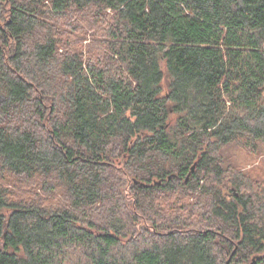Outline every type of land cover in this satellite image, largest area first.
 <instances>
[{"label":"trees","instance_id":"1","mask_svg":"<svg viewBox=\"0 0 264 264\" xmlns=\"http://www.w3.org/2000/svg\"><path fill=\"white\" fill-rule=\"evenodd\" d=\"M263 93L264 0H0V264H264Z\"/></svg>","mask_w":264,"mask_h":264},{"label":"rangeland","instance_id":"2","mask_svg":"<svg viewBox=\"0 0 264 264\" xmlns=\"http://www.w3.org/2000/svg\"><path fill=\"white\" fill-rule=\"evenodd\" d=\"M219 154L222 158L223 168H227L228 171H241L252 179L264 180L263 144H259L257 152L250 153L237 144L232 143L221 148Z\"/></svg>","mask_w":264,"mask_h":264},{"label":"water","instance_id":"3","mask_svg":"<svg viewBox=\"0 0 264 264\" xmlns=\"http://www.w3.org/2000/svg\"><path fill=\"white\" fill-rule=\"evenodd\" d=\"M192 169H194V165L192 166Z\"/></svg>","mask_w":264,"mask_h":264}]
</instances>
